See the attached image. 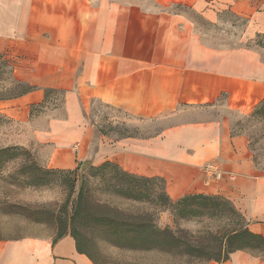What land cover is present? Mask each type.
Returning a JSON list of instances; mask_svg holds the SVG:
<instances>
[{
    "label": "crops",
    "instance_id": "obj_1",
    "mask_svg": "<svg viewBox=\"0 0 264 264\" xmlns=\"http://www.w3.org/2000/svg\"><path fill=\"white\" fill-rule=\"evenodd\" d=\"M259 40L264 0H0V60L21 88L0 98L13 132L0 147L47 169L111 163L160 178L173 202L225 198L264 239V168L237 127L264 104ZM102 110L119 116L105 127ZM54 239H0V264H95L70 234Z\"/></svg>",
    "mask_w": 264,
    "mask_h": 264
},
{
    "label": "rangeland",
    "instance_id": "obj_2",
    "mask_svg": "<svg viewBox=\"0 0 264 264\" xmlns=\"http://www.w3.org/2000/svg\"><path fill=\"white\" fill-rule=\"evenodd\" d=\"M209 30L214 33L213 38L218 37L216 33L223 31L213 27ZM258 43L264 45L263 40ZM20 91L21 88L14 83L10 70L0 60V98L16 96ZM257 111L249 118L239 119L237 127L248 135L256 162L264 168V107ZM96 112L105 127L110 126L112 119L119 116L117 111ZM7 122L0 115V144L13 135ZM121 134L134 132L123 127ZM3 148L5 147H0ZM12 154L11 152L10 155ZM33 164L45 168L36 153L25 149H20L7 159L0 158L2 240H15L25 236L56 238L60 232L66 231L67 234L73 233L76 236L82 250L91 256L95 264H205L224 256L220 254L218 245L219 239L226 232L247 224L239 211L232 212V203L221 197H216L213 205L207 207L199 202L189 205L194 211L189 215L178 214L175 209L160 214L161 208L152 201L166 194L165 181L160 178L138 177H135L138 182L120 181L121 175H115L123 171L113 167L102 172L86 171L93 178L88 176V193L80 205L76 189L79 176L75 178L69 174H57L47 177V185L30 186L27 183L33 174L27 169ZM12 179L18 182H13ZM132 195H137V198ZM145 196L150 198H140ZM12 205L13 208L10 207ZM77 206L74 217V208ZM8 208L11 212H7ZM144 216H151L154 220L158 218L161 228L173 229L176 236L182 239L180 248L159 253L131 250L130 242L123 235L131 229L138 231L137 227L129 224ZM187 242L190 246L186 245ZM238 247L264 256L263 247L250 245L242 240L234 241L230 250Z\"/></svg>",
    "mask_w": 264,
    "mask_h": 264
},
{
    "label": "trees",
    "instance_id": "obj_3",
    "mask_svg": "<svg viewBox=\"0 0 264 264\" xmlns=\"http://www.w3.org/2000/svg\"><path fill=\"white\" fill-rule=\"evenodd\" d=\"M262 107H264V104L259 109H261ZM19 150L20 148L18 147H7V148L0 149V158L7 159L11 157L12 155H15V153L18 152ZM11 152L13 153L12 155H10ZM110 167L119 168L118 166L111 164V163H106L99 167H95L91 165L90 163H80L78 168L74 171H61V170L41 168L40 166L33 164L27 169L31 171L33 174L32 175L33 177L28 181L27 184L30 186H44V185H47L49 182L47 177H51L57 174H67V175L69 174V175H73L75 178L79 176L80 180L78 181V186L77 188L75 187L76 179H74L73 189L75 188L77 189L78 203L81 205L82 201L84 200L85 196L88 193V186L90 183L89 180L90 178H93V176L88 175L86 171L95 170V171L102 172L106 169H109ZM118 175H121L120 181H126V180H130V181L135 180L134 182L139 181L135 178V176L129 175L125 173L124 171L122 173L117 172L115 176L118 177ZM88 176L90 178H88ZM11 181L18 182L16 179H12ZM132 197L137 198V195L136 196L132 195ZM146 197L150 198L149 196L140 197V198L142 199ZM216 200H217L216 197H210V196H204V195H189V196L183 197L182 199L176 202H173L170 200L167 194H164V195H160L159 197L156 198V200H153L152 202H155V205H159V208H161L162 210L160 211V214L163 212H168V211L171 212L170 209H175L178 214L182 213L185 215H189L194 212L192 209L189 208V205L199 202L207 207V206L213 205V203ZM10 207L13 208L14 206L12 205ZM162 207H165V208L162 209ZM9 208L7 212H11ZM77 208L78 206L74 208L75 209V213L73 214L74 217H75V214L77 213ZM232 212L237 213V210L233 207ZM158 223H159V219L157 218L156 220H154V218L151 216H149L148 218L144 216L140 220H135L134 222H131L129 225L133 227H137L138 231L131 229L123 235V237L126 238L130 242L129 244L131 245L130 247L131 250L133 251L144 250L150 253H159V252H169V250L173 248H180L179 246L182 245V239L176 236V233L173 231V229L169 227L161 228ZM66 235H67L66 231L60 232L57 235V237L54 239V242ZM70 235L76 240L78 251L83 254H86L82 250L76 236L73 235V233H71ZM237 240H240V241L242 240L243 242H247L250 245L253 244L257 247L264 248V239L258 235L252 234L248 230L247 224H246L245 226H240L238 228H234L226 232L219 239L218 248L220 250V254L222 253L224 254V256H222V258L220 257L218 260H215V261H221V260L227 259L229 253H231L234 250H238V249L246 250L245 248H242V247H238V248H234L230 250V247L233 245V242ZM186 245L187 246L189 245L188 242ZM87 256L93 261L91 256L89 255Z\"/></svg>",
    "mask_w": 264,
    "mask_h": 264
}]
</instances>
